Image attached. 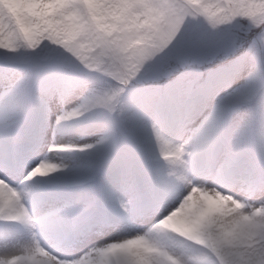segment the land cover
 Returning a JSON list of instances; mask_svg holds the SVG:
<instances>
[{
	"label": "snow or ice",
	"instance_id": "1",
	"mask_svg": "<svg viewBox=\"0 0 264 264\" xmlns=\"http://www.w3.org/2000/svg\"><path fill=\"white\" fill-rule=\"evenodd\" d=\"M0 264H264V0H0Z\"/></svg>",
	"mask_w": 264,
	"mask_h": 264
},
{
	"label": "clouds",
	"instance_id": "2",
	"mask_svg": "<svg viewBox=\"0 0 264 264\" xmlns=\"http://www.w3.org/2000/svg\"><path fill=\"white\" fill-rule=\"evenodd\" d=\"M172 222L175 223L177 225V227L182 226V218L179 215L174 217ZM135 247L137 249H140L142 246L140 244H137Z\"/></svg>",
	"mask_w": 264,
	"mask_h": 264
},
{
	"label": "rangeland",
	"instance_id": "3",
	"mask_svg": "<svg viewBox=\"0 0 264 264\" xmlns=\"http://www.w3.org/2000/svg\"><path fill=\"white\" fill-rule=\"evenodd\" d=\"M9 3L15 4L16 0H8Z\"/></svg>",
	"mask_w": 264,
	"mask_h": 264
}]
</instances>
